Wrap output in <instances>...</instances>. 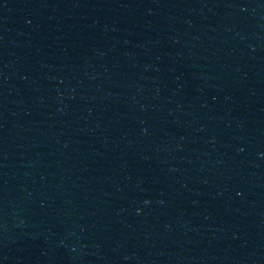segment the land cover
I'll return each mask as SVG.
<instances>
[{"label": "water", "instance_id": "95a60500", "mask_svg": "<svg viewBox=\"0 0 264 264\" xmlns=\"http://www.w3.org/2000/svg\"><path fill=\"white\" fill-rule=\"evenodd\" d=\"M0 264H264V0H0Z\"/></svg>", "mask_w": 264, "mask_h": 264}]
</instances>
